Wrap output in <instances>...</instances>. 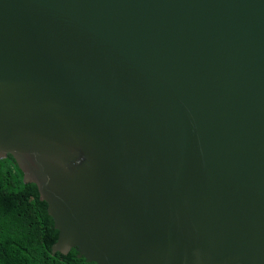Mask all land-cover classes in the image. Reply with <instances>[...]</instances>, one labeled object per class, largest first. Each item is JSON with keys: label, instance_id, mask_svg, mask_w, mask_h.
<instances>
[{"label": "water", "instance_id": "water-1", "mask_svg": "<svg viewBox=\"0 0 264 264\" xmlns=\"http://www.w3.org/2000/svg\"><path fill=\"white\" fill-rule=\"evenodd\" d=\"M95 264H264V0H0V160Z\"/></svg>", "mask_w": 264, "mask_h": 264}, {"label": "trees", "instance_id": "trees-1", "mask_svg": "<svg viewBox=\"0 0 264 264\" xmlns=\"http://www.w3.org/2000/svg\"><path fill=\"white\" fill-rule=\"evenodd\" d=\"M59 230L38 187L25 184L15 158L0 160V264H95L74 248L54 251Z\"/></svg>", "mask_w": 264, "mask_h": 264}]
</instances>
